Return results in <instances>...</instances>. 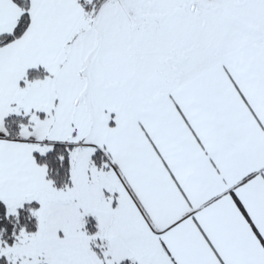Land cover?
<instances>
[{
    "label": "crops",
    "instance_id": "obj_1",
    "mask_svg": "<svg viewBox=\"0 0 264 264\" xmlns=\"http://www.w3.org/2000/svg\"><path fill=\"white\" fill-rule=\"evenodd\" d=\"M29 3L27 30L0 47V199L7 209L21 202L38 201L39 209L43 201L52 203L55 239L64 244L77 237L79 253L93 260L100 254L90 244L105 224L112 254L137 264H264V32L183 83L162 82L129 97L104 125L98 117L109 108L105 101L115 104L116 97L107 88L109 79H91V70L77 63L84 49L78 36L83 7L76 0ZM19 16L13 0H0V35L11 34ZM72 60L75 76L60 84L77 85L83 93L73 99L75 115L81 106L102 102L86 134L90 142L68 140L69 125L59 128L60 139L52 126L47 133L53 139L29 126L19 138H7L5 116L43 103L49 84L56 88ZM33 68L49 76L22 86ZM51 142L73 145L69 188L56 190L36 163L35 153L49 151ZM97 151L104 168L94 164ZM92 169L103 193L119 192L122 208L94 201ZM92 214L99 218L93 235L85 230Z\"/></svg>",
    "mask_w": 264,
    "mask_h": 264
},
{
    "label": "rangeland",
    "instance_id": "obj_2",
    "mask_svg": "<svg viewBox=\"0 0 264 264\" xmlns=\"http://www.w3.org/2000/svg\"><path fill=\"white\" fill-rule=\"evenodd\" d=\"M85 18L78 30V36L83 35L79 42L84 49L77 63L83 65L84 72L91 70V79H109L107 88L114 89L116 101L114 104L106 100L109 108L98 117L104 125H109L115 108L126 103L129 97L148 92L162 82L183 83L201 74L209 62L223 57L232 47L264 32V0H108L101 9ZM89 62L93 65L89 66ZM72 63V68L67 67L65 72L67 76L59 78L56 90L49 84L45 101L31 105L24 115L30 117L36 135L53 139L54 136L47 133L52 126L51 132L58 138L59 128L69 125L68 140L90 142L86 134H90L102 102L93 101L91 108L81 106L77 109L79 115H75L73 99L76 95L81 98L83 93L80 94L77 85L66 84V81L60 84L75 76L73 60ZM59 84L63 89L60 93L56 92ZM100 88L102 90V86ZM54 92L56 97L52 96ZM108 92V95L113 93ZM79 103L82 102L79 100ZM96 174V169H92V180ZM92 192L94 201L109 203V208L118 202L120 208L123 207L119 192L103 193L97 180ZM31 202L38 201L8 204L9 213H16ZM41 205L35 214L37 233H22L13 246L0 245V257H6L9 264H119L124 260V255L112 254L107 241L110 229L105 224L93 237L98 241L90 244L102 260L82 256L77 237L60 243L54 237L58 223L51 219L55 207L52 210V203L45 201ZM91 217L97 219L98 215Z\"/></svg>",
    "mask_w": 264,
    "mask_h": 264
},
{
    "label": "trees",
    "instance_id": "obj_3",
    "mask_svg": "<svg viewBox=\"0 0 264 264\" xmlns=\"http://www.w3.org/2000/svg\"><path fill=\"white\" fill-rule=\"evenodd\" d=\"M20 8V16L11 34L0 35V47L6 46L20 39L27 30L31 21V6L29 0H13ZM84 9L86 15H90L102 6L108 0H76ZM49 76V72L43 68H33L28 70L22 86L28 83L42 80ZM3 126L6 137L10 139L19 138L21 130L25 126H31V120L28 115L22 113H9L3 120ZM51 149L46 153H35L36 163L42 167L47 179L56 189H66L72 184L70 153L73 145L69 143H53ZM94 164L98 168H104L105 158L100 151L93 155ZM40 205L38 202L26 203L20 207L16 213H9L6 204L0 199V245L7 244L13 246L19 236L23 233L35 234L38 231V221L35 217ZM96 220L89 217L86 220L85 230L88 234H95L98 230ZM93 243V242H92ZM95 249H97L95 247ZM0 264H9L6 257H0ZM119 264H137L131 260H123Z\"/></svg>",
    "mask_w": 264,
    "mask_h": 264
}]
</instances>
